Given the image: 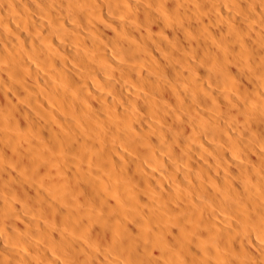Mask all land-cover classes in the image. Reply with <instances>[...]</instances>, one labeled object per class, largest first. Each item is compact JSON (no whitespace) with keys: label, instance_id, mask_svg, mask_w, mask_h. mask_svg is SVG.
I'll return each instance as SVG.
<instances>
[{"label":"bare ground","instance_id":"obj_1","mask_svg":"<svg viewBox=\"0 0 264 264\" xmlns=\"http://www.w3.org/2000/svg\"><path fill=\"white\" fill-rule=\"evenodd\" d=\"M0 264H264V0H0Z\"/></svg>","mask_w":264,"mask_h":264}]
</instances>
